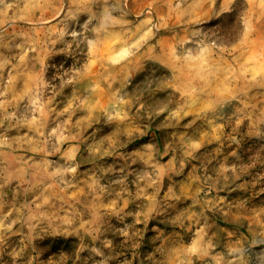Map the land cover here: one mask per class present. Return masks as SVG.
Here are the masks:
<instances>
[{"label": "rangeland", "instance_id": "374dc122", "mask_svg": "<svg viewBox=\"0 0 264 264\" xmlns=\"http://www.w3.org/2000/svg\"><path fill=\"white\" fill-rule=\"evenodd\" d=\"M0 264H264V0H0Z\"/></svg>", "mask_w": 264, "mask_h": 264}, {"label": "bare ground", "instance_id": "6f19581e", "mask_svg": "<svg viewBox=\"0 0 264 264\" xmlns=\"http://www.w3.org/2000/svg\"><path fill=\"white\" fill-rule=\"evenodd\" d=\"M245 2V1H244ZM245 22V21H244ZM247 28V27H246ZM244 41H242V43H243Z\"/></svg>", "mask_w": 264, "mask_h": 264}]
</instances>
